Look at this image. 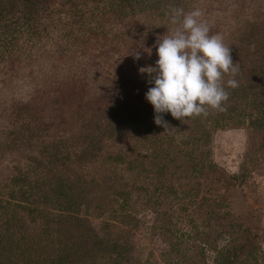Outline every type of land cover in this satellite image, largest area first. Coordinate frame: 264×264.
Segmentation results:
<instances>
[{"label": "trees", "instance_id": "1", "mask_svg": "<svg viewBox=\"0 0 264 264\" xmlns=\"http://www.w3.org/2000/svg\"><path fill=\"white\" fill-rule=\"evenodd\" d=\"M173 7L200 9L239 72L224 111L165 129L139 70ZM236 127L264 149V0H0V264H264L214 183L213 134ZM147 218L164 251L142 263L123 229Z\"/></svg>", "mask_w": 264, "mask_h": 264}, {"label": "clouds", "instance_id": "2", "mask_svg": "<svg viewBox=\"0 0 264 264\" xmlns=\"http://www.w3.org/2000/svg\"><path fill=\"white\" fill-rule=\"evenodd\" d=\"M203 12L196 9L185 12L173 7L168 13L169 22L178 25L171 35L156 42L155 66L139 71L151 79L145 99L154 109V122L165 129L164 119L170 114L176 120L207 116L208 109L224 111L228 100L223 77L230 88L238 87L234 78L239 72L233 62L231 49L226 47L219 34L210 35L207 23L201 20ZM139 59V53H135Z\"/></svg>", "mask_w": 264, "mask_h": 264}, {"label": "rangeland", "instance_id": "3", "mask_svg": "<svg viewBox=\"0 0 264 264\" xmlns=\"http://www.w3.org/2000/svg\"><path fill=\"white\" fill-rule=\"evenodd\" d=\"M258 137L248 127L226 128L213 134L209 146L217 167L214 183L220 185L222 195L230 196V207L234 205L237 211L239 207L244 212L246 223L258 235L264 252V149H259ZM244 167L247 180L241 184L237 177ZM151 224L152 218H147L137 228L123 229L142 263L164 251L162 243L152 234ZM91 225L97 230L120 233L118 225L108 219H92Z\"/></svg>", "mask_w": 264, "mask_h": 264}]
</instances>
